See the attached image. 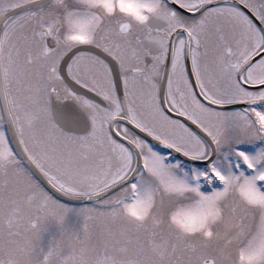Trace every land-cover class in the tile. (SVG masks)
<instances>
[{
	"label": "snow or ice",
	"instance_id": "1",
	"mask_svg": "<svg viewBox=\"0 0 264 264\" xmlns=\"http://www.w3.org/2000/svg\"><path fill=\"white\" fill-rule=\"evenodd\" d=\"M0 264H264V0H0Z\"/></svg>",
	"mask_w": 264,
	"mask_h": 264
}]
</instances>
